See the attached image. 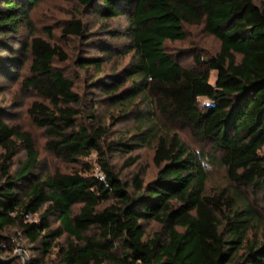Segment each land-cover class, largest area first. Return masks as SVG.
<instances>
[{
	"label": "trees",
	"instance_id": "obj_1",
	"mask_svg": "<svg viewBox=\"0 0 264 264\" xmlns=\"http://www.w3.org/2000/svg\"><path fill=\"white\" fill-rule=\"evenodd\" d=\"M40 1L0 0V35L19 31L29 8ZM77 1L99 5L106 20H125L113 36L127 43L109 52L110 57L129 55L121 73L99 78L105 72L103 57L86 58L81 65L86 71L96 68L93 84L111 94L112 101L129 105L136 142L107 141V127L78 124L75 107L81 98L75 83L54 66L56 57L67 58L61 47L39 36L19 47L22 61H29L23 86L44 99L29 112L46 130L48 147L67 159L97 152L102 176L92 173L88 162L86 173L38 176L39 153L30 133L0 117V253L26 240L62 264H264L260 220L244 194L249 189L255 198L262 190L264 197V1ZM184 23L203 24L221 42L214 57H195L204 69L183 66L165 49L167 40L185 38ZM83 30L82 22L64 29L77 36ZM7 61L12 65L3 70L16 73L19 59L9 56ZM211 70L217 71L214 84ZM200 97L209 104L201 108ZM186 127L211 151L184 143L177 129ZM16 139L27 158L12 173ZM139 143L154 148L159 169L146 184L140 173L131 183L125 181L113 163L115 154ZM138 159L124 160L121 168ZM210 163L225 167L235 191L208 190ZM54 214L58 227L51 221ZM151 220L166 226L165 236L147 234L146 221ZM11 229H16V241L5 247L4 232Z\"/></svg>",
	"mask_w": 264,
	"mask_h": 264
},
{
	"label": "rangeland",
	"instance_id": "obj_2",
	"mask_svg": "<svg viewBox=\"0 0 264 264\" xmlns=\"http://www.w3.org/2000/svg\"><path fill=\"white\" fill-rule=\"evenodd\" d=\"M260 3L264 0H255ZM29 17L23 22L19 31L11 32L7 35H0V117H3L9 124L17 125L22 131L30 133L34 147L39 153V165L34 170L38 176L44 177L56 172H89L85 170V162L93 166L92 173L99 175L97 163V152H93L89 157L76 159H67L57 156L52 149L48 147L49 136L44 128L39 127L33 120L29 108L35 101L44 99L32 88H25L22 83V74L27 70L29 61H22V54L18 48L30 44L35 36L57 45L63 49L67 58L65 60L56 57L54 66L60 69L65 76L72 79L75 83L74 90L81 98L80 104L75 109L78 110L76 121L78 124L96 125L101 124L108 128L105 140L120 141L134 144L135 133L134 122L129 113L130 107L122 101H112L111 94L99 89L93 84L96 79L91 75L96 74V68H90V71L81 65V61L86 58L103 57L105 62V72L98 74L99 78L106 79V74H120L122 69L130 61L129 55L123 57L118 53H113L110 57V49L114 47L122 48L127 39L117 37L116 35L125 24L123 17L106 20L102 17L99 5L84 6L77 0H41L38 4L29 8ZM82 22L84 30L80 36L67 34L64 29L73 23ZM186 36L181 40H167L165 49L183 66L204 69L205 65H199L195 57L200 55L204 58L214 57L219 51L221 42L214 35L205 31L203 24H183ZM9 56H16L21 64L16 65V71L19 73L5 72L4 67H11V62L7 59ZM21 65V68L20 66ZM105 77V78H104ZM217 71H210V82L215 83ZM108 80V79H107ZM200 107L203 108L209 104L206 97H200ZM91 115H94L92 117ZM183 142L191 149L196 151L210 152L209 144L206 141L196 137L194 132L186 127L177 129ZM19 145L17 153L12 163V173H15L20 164L27 158V150L20 140L16 139ZM213 153L215 155L216 153ZM139 156L135 164L129 167L121 168L124 160L133 156ZM113 163L121 171L125 181L131 183L132 177L140 173L144 183H148L157 176L158 167L154 162V148L143 143H139L130 152L117 153L114 155ZM209 179L207 188L214 193L222 189H229L230 193L236 188L232 186L225 167L219 164L208 165ZM243 189V188H240ZM244 194L255 206L259 217L257 229L264 238V197L262 190L257 191L255 198L251 195V190H244ZM45 207V206H44ZM79 207L76 206L75 210ZM33 218H38L35 215ZM51 221L55 227L60 225L58 217L54 214ZM146 230L148 235L159 234L166 235V226L157 221H146ZM15 231L11 229L4 232L6 239L3 240L5 247H9L15 242ZM65 241V235L60 238ZM17 243L21 246L17 247ZM0 264H62L60 259L55 256L44 257L35 247L22 240L15 242L13 251L7 248L0 253Z\"/></svg>",
	"mask_w": 264,
	"mask_h": 264
},
{
	"label": "built area",
	"instance_id": "obj_3",
	"mask_svg": "<svg viewBox=\"0 0 264 264\" xmlns=\"http://www.w3.org/2000/svg\"><path fill=\"white\" fill-rule=\"evenodd\" d=\"M97 174H99L100 176H102V173H101V171H99V173H97Z\"/></svg>",
	"mask_w": 264,
	"mask_h": 264
}]
</instances>
